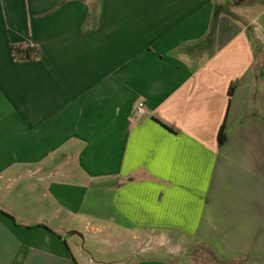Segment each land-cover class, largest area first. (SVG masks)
<instances>
[{"label":"crops","instance_id":"0c3cea01","mask_svg":"<svg viewBox=\"0 0 264 264\" xmlns=\"http://www.w3.org/2000/svg\"><path fill=\"white\" fill-rule=\"evenodd\" d=\"M244 1L0 0V264H264V0Z\"/></svg>","mask_w":264,"mask_h":264},{"label":"rangeland","instance_id":"374dc122","mask_svg":"<svg viewBox=\"0 0 264 264\" xmlns=\"http://www.w3.org/2000/svg\"><path fill=\"white\" fill-rule=\"evenodd\" d=\"M229 1H231V0H227V2H229ZM244 1V0H243ZM245 2V7H247V2H248V0H246V1H244ZM263 4V3H262ZM257 12V11H256ZM256 14H258V13H256ZM254 16V18H257V23H258V26L260 25V26H263L264 27V15H262V16H259V15H255V12H254V14H253ZM259 16V17H258ZM78 238H76V240H77ZM79 243H80V245H81V247H84L87 251H90L91 252V247H90V244L89 243H84V241L83 240H79ZM147 259V258H145V257H140V259ZM110 260L109 261H112L113 259L112 258H109ZM130 259V257L128 256V257H126V261H125V263H127V261ZM137 260H139V258L138 257H135L134 259H132V260H130V263L131 264H136V261ZM168 260V259H167ZM169 260H171V258L169 259ZM172 260H175V262H174V264H178L179 263V261L181 262V263H185L186 264V262L187 263H190V264H225V263H222V262H219V261H217L212 255H210L206 250H204V249H199L197 252H196V254L192 257V259H191V261H188V259L187 258H185V257H181L180 259H173L172 258ZM232 264H236V263H232Z\"/></svg>","mask_w":264,"mask_h":264},{"label":"trees","instance_id":"16d2710c","mask_svg":"<svg viewBox=\"0 0 264 264\" xmlns=\"http://www.w3.org/2000/svg\"><path fill=\"white\" fill-rule=\"evenodd\" d=\"M14 57L16 60H31L32 56H30V53L34 54L37 56V51L34 48L27 47L22 51V49H13ZM19 56V57H18ZM232 91V89H231ZM226 142V136H225V124H223L219 130L218 134V144L219 146H222Z\"/></svg>","mask_w":264,"mask_h":264},{"label":"built area","instance_id":"2783aa9c","mask_svg":"<svg viewBox=\"0 0 264 264\" xmlns=\"http://www.w3.org/2000/svg\"><path fill=\"white\" fill-rule=\"evenodd\" d=\"M136 115L141 117L144 115V104L140 103L136 108Z\"/></svg>","mask_w":264,"mask_h":264},{"label":"water","instance_id":"95a60500","mask_svg":"<svg viewBox=\"0 0 264 264\" xmlns=\"http://www.w3.org/2000/svg\"><path fill=\"white\" fill-rule=\"evenodd\" d=\"M73 234H77V233H73Z\"/></svg>","mask_w":264,"mask_h":264}]
</instances>
